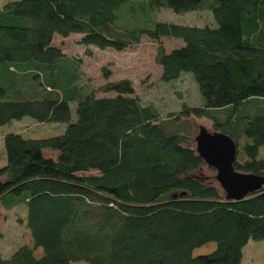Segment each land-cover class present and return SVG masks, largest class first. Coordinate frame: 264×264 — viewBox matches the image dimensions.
Here are the masks:
<instances>
[{
	"label": "trees",
	"instance_id": "obj_1",
	"mask_svg": "<svg viewBox=\"0 0 264 264\" xmlns=\"http://www.w3.org/2000/svg\"><path fill=\"white\" fill-rule=\"evenodd\" d=\"M163 7L178 14L206 8L215 24L130 25V15ZM72 33L82 45L117 51L144 36L158 42L161 79L192 73L202 105L162 119L130 79L88 88L78 60L53 45L55 34ZM163 37L182 45L167 51ZM26 116L67 126L47 138L4 136L0 201L26 207L33 245L0 254V264H241L248 242L264 239V187L226 199L216 178L199 173L206 163L187 144L182 120L209 118L237 143L236 170L264 175V0H6L0 127ZM210 242L212 252L194 254Z\"/></svg>",
	"mask_w": 264,
	"mask_h": 264
},
{
	"label": "rangeland",
	"instance_id": "obj_2",
	"mask_svg": "<svg viewBox=\"0 0 264 264\" xmlns=\"http://www.w3.org/2000/svg\"><path fill=\"white\" fill-rule=\"evenodd\" d=\"M139 2L141 0H134ZM6 0H0L4 4ZM157 21L183 24L188 26L203 27L213 26L215 20L211 10L203 8L201 10L187 13H175L170 8H160L154 13L130 15V25L153 26ZM82 35L72 33L68 37L54 35L53 45L59 47L67 56L73 57L80 63L83 83L90 89H97L108 82L121 79H130L137 95L143 104L153 106L162 119L169 115H177L183 105L201 106L203 101L198 89V84L192 73L185 72L174 81L165 82L161 79L162 68L156 61L158 42L144 36L141 43L128 47L122 51L113 48L100 49L95 46H85L80 44ZM161 43L167 51H171L182 45V40L178 38H161ZM89 52V54H88ZM107 69L109 77L104 74ZM97 96H111L114 93L98 92ZM73 118H76L77 102H71ZM186 121L187 144L196 148L195 137L200 126L206 127L213 132L212 121L206 117L182 118ZM66 123L61 122H38L30 116L22 120H13L0 130V159L5 153L4 138L2 135L7 130L18 131L26 138H47L63 134L66 130ZM242 138L238 142L239 151L245 141ZM45 154L48 157H56L57 152L46 148ZM244 158L239 157V160ZM91 173L97 174V171ZM203 178H216L217 171L204 165L199 172ZM27 209L18 206L14 209L3 210L0 206V254L9 257L22 245H33L31 232L26 225ZM216 248L215 242L207 243L194 250L195 255L208 254ZM42 249L36 251L40 256ZM72 264H89L85 261H77ZM241 264H264V239L250 240L244 248V258Z\"/></svg>",
	"mask_w": 264,
	"mask_h": 264
},
{
	"label": "water",
	"instance_id": "obj_3",
	"mask_svg": "<svg viewBox=\"0 0 264 264\" xmlns=\"http://www.w3.org/2000/svg\"><path fill=\"white\" fill-rule=\"evenodd\" d=\"M195 140L198 154L207 165L216 169V180L225 192L226 199L240 201L262 190L264 175L236 170L237 143L231 136L222 131L211 132L200 126Z\"/></svg>",
	"mask_w": 264,
	"mask_h": 264
},
{
	"label": "crops",
	"instance_id": "obj_4",
	"mask_svg": "<svg viewBox=\"0 0 264 264\" xmlns=\"http://www.w3.org/2000/svg\"><path fill=\"white\" fill-rule=\"evenodd\" d=\"M24 118V117H23ZM22 118V119H23ZM22 119H19V120H22ZM6 125H3V126H1L0 127V130H1V128H3V127H5ZM8 132H18V131H12V130H7L6 132H4L3 133V135H2V139L4 138V136H5V134H7ZM18 133H20V132H18ZM32 138H35V137H32ZM45 150L46 149H44V154H45ZM57 152V151H56ZM46 155V154H45ZM47 156V155H46ZM57 156V155H56ZM6 164V156H5V153H4V155H3V157H1V159H0V167L1 166H4ZM0 206H1V208L3 209V210H10V209H7V208H5L3 205H2V203H1V201H0ZM16 207H18V206H15V207H13V208H11V209H14V208H16ZM247 246V245H246ZM245 246V247H246ZM39 249H41V248H39ZM5 257V256H4ZM243 258H244V256H243Z\"/></svg>",
	"mask_w": 264,
	"mask_h": 264
}]
</instances>
